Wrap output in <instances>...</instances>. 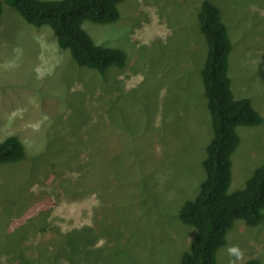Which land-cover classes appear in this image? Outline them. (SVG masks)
Instances as JSON below:
<instances>
[{
  "label": "rangeland",
  "instance_id": "1",
  "mask_svg": "<svg viewBox=\"0 0 264 264\" xmlns=\"http://www.w3.org/2000/svg\"><path fill=\"white\" fill-rule=\"evenodd\" d=\"M201 1L124 0L116 22L85 21L94 44L126 54L103 74L2 5L0 141L32 139L35 152L0 164V264L179 263L195 232L179 210L205 179L212 136ZM208 1L233 44L232 93L263 119L236 129L233 192L264 164V0ZM262 214L256 227L234 222L216 264H264Z\"/></svg>",
  "mask_w": 264,
  "mask_h": 264
},
{
  "label": "trees",
  "instance_id": "2",
  "mask_svg": "<svg viewBox=\"0 0 264 264\" xmlns=\"http://www.w3.org/2000/svg\"><path fill=\"white\" fill-rule=\"evenodd\" d=\"M124 0H1L33 27H49L58 48L67 51L78 67L103 74L110 66L122 69L126 54L118 48L93 43L82 28L85 21L106 25L119 19L118 5ZM200 33L206 43V55L200 77L207 110L211 117L212 136L202 165L205 179L197 196L179 210L180 221L195 229L189 249L178 264H216V252L225 245L234 222L243 228L256 227L264 210V164L254 169L243 188L230 192L231 155L239 144V126H256L262 117L247 98L236 99L228 76L233 49L221 10L202 0L196 13ZM33 140L24 144L10 134L0 141V164H15L35 152ZM247 264H252L251 262Z\"/></svg>",
  "mask_w": 264,
  "mask_h": 264
},
{
  "label": "bare ground",
  "instance_id": "3",
  "mask_svg": "<svg viewBox=\"0 0 264 264\" xmlns=\"http://www.w3.org/2000/svg\"><path fill=\"white\" fill-rule=\"evenodd\" d=\"M136 3H137V2H136ZM150 3H151V2H150ZM120 5H121V4H120ZM142 11H143V10H142ZM142 11H141V12H142ZM152 26H153V25H152ZM150 33H151V32H150ZM128 65H129V64H128ZM127 69H128V68H127ZM87 179H88V178H87ZM63 191H64V190H63ZM57 192H58V191H57ZM69 194H70V193H69ZM71 194H72V193H71ZM177 220H178V219H177ZM189 240H190V239H189Z\"/></svg>",
  "mask_w": 264,
  "mask_h": 264
},
{
  "label": "clouds",
  "instance_id": "4",
  "mask_svg": "<svg viewBox=\"0 0 264 264\" xmlns=\"http://www.w3.org/2000/svg\"><path fill=\"white\" fill-rule=\"evenodd\" d=\"M230 78V77H229ZM263 120V119H262ZM234 251V250H233Z\"/></svg>",
  "mask_w": 264,
  "mask_h": 264
}]
</instances>
